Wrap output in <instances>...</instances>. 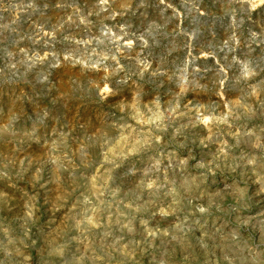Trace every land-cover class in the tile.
I'll use <instances>...</instances> for the list:
<instances>
[{
	"label": "rangeland",
	"instance_id": "374dc122",
	"mask_svg": "<svg viewBox=\"0 0 264 264\" xmlns=\"http://www.w3.org/2000/svg\"><path fill=\"white\" fill-rule=\"evenodd\" d=\"M0 264H264V0H0Z\"/></svg>",
	"mask_w": 264,
	"mask_h": 264
}]
</instances>
